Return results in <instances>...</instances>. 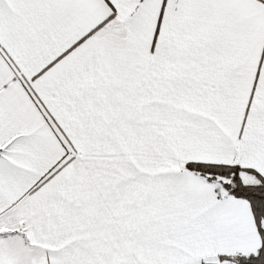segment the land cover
Listing matches in <instances>:
<instances>
[{"label": "snow or ice", "instance_id": "snow-or-ice-1", "mask_svg": "<svg viewBox=\"0 0 264 264\" xmlns=\"http://www.w3.org/2000/svg\"><path fill=\"white\" fill-rule=\"evenodd\" d=\"M0 264H264V0H0Z\"/></svg>", "mask_w": 264, "mask_h": 264}]
</instances>
